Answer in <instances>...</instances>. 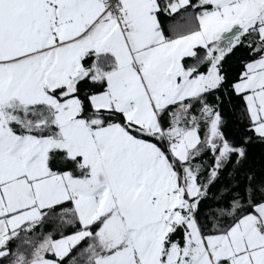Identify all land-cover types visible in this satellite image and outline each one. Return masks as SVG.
<instances>
[{
    "label": "snow or ice",
    "instance_id": "snow-or-ice-1",
    "mask_svg": "<svg viewBox=\"0 0 264 264\" xmlns=\"http://www.w3.org/2000/svg\"><path fill=\"white\" fill-rule=\"evenodd\" d=\"M0 264H264V0H0Z\"/></svg>",
    "mask_w": 264,
    "mask_h": 264
}]
</instances>
